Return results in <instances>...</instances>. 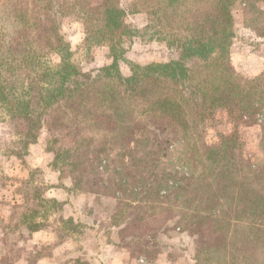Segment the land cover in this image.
Instances as JSON below:
<instances>
[{
	"label": "trees",
	"instance_id": "trees-1",
	"mask_svg": "<svg viewBox=\"0 0 264 264\" xmlns=\"http://www.w3.org/2000/svg\"><path fill=\"white\" fill-rule=\"evenodd\" d=\"M233 1L134 0L136 8L131 11L120 0H102L97 6L85 5L83 0H0V102L13 118L24 123L32 142H37L45 126L54 141L61 136L68 140L56 159L61 158L72 172L83 170L88 176L95 168L93 161L103 153L114 151L123 156L128 167L126 158L134 160V152L148 133L172 136L181 147L179 159L189 179L182 187L178 182L185 177H177L173 187L183 188V195H189L188 186L195 180L217 201L200 209L204 213H196L198 223L216 218L214 224L220 225H213L212 231L218 238L225 236L221 246L226 248L232 226L243 221L250 234L261 237L264 167L256 168L244 157L237 133L221 135L218 142L209 144L200 128L213 117L216 107L225 106L240 119L252 118L264 109V77L244 81L231 65L236 38ZM66 4L86 8L91 24L86 28V41L110 45L112 63L95 72L72 62L71 43L59 22ZM137 6L157 16L159 26L164 27L155 31L158 40L179 54L168 62L136 66L125 76L119 64L126 53L124 38L152 27L127 25L128 15L140 12ZM49 54L59 57V62L44 67L43 57ZM27 68L34 76L28 90L18 92L14 76ZM101 128L129 135V146L109 147ZM92 129H98L95 135L89 134ZM53 166L59 169L56 162ZM198 169L200 174H194ZM162 178L159 198L166 202L168 195L161 193V187L167 179ZM80 182L82 179H76L75 186ZM184 202L187 208L192 206L186 198ZM188 216L192 215L183 213ZM223 218L227 226L221 224ZM199 230L203 231V226Z\"/></svg>",
	"mask_w": 264,
	"mask_h": 264
},
{
	"label": "rangeland",
	"instance_id": "rangeland-1",
	"mask_svg": "<svg viewBox=\"0 0 264 264\" xmlns=\"http://www.w3.org/2000/svg\"><path fill=\"white\" fill-rule=\"evenodd\" d=\"M83 1L96 6L102 2ZM120 1L131 11L136 8L134 0ZM64 6L59 22L71 43L72 62L95 72L112 63L110 45L86 41V28L91 25L86 8ZM137 8L140 12L128 15L127 25L152 27L124 38L126 53L119 64L125 76L136 66L168 62L179 54L158 40L155 31L164 27L159 26L157 16L142 6ZM232 10L234 44L238 40L241 46L232 51L231 65L244 81L264 77V45L254 44L252 34L243 29L248 22L255 34H264V0H235ZM59 59L49 54L43 57V65L54 66ZM33 74L30 68L15 74L18 92L28 90ZM200 128L209 144L218 142L221 135L237 133L244 157L256 168L264 167V109L252 118L240 119L227 107H216L213 117ZM97 130L87 133L95 135ZM101 131L113 149H126L130 144L129 135ZM153 132L134 152V160L126 158L130 166L126 167L123 156L109 151L93 161L95 168L88 176L83 170L72 172L61 158L56 159L68 140L61 136L54 141L45 126L37 142H32L24 123L0 102V264H264V234L258 238L250 234L245 221L232 226L227 248L221 246L225 236L218 238L212 231L213 225H220L214 224L216 218L198 223L196 213H204L201 210L217 201L195 180L188 186L189 195L173 187L177 177H185L178 182L182 187L189 182L179 159L181 147L172 136ZM162 177L167 179L161 187V193L168 195L166 202L159 198ZM79 178L82 182L75 186ZM184 198L191 201L190 208ZM225 208L229 211L228 205ZM185 212L192 216L183 217ZM225 219L221 224H226Z\"/></svg>",
	"mask_w": 264,
	"mask_h": 264
},
{
	"label": "crops",
	"instance_id": "crops-1",
	"mask_svg": "<svg viewBox=\"0 0 264 264\" xmlns=\"http://www.w3.org/2000/svg\"><path fill=\"white\" fill-rule=\"evenodd\" d=\"M244 25V30L246 31V32H250L251 34H252V37H253V42H255L254 44H257V45H264V36H258L257 34H255V30L252 28V27H249V26H247V25H245V24H243ZM238 41V40H237ZM235 42V44L233 45V49H232V51H233V53L234 52H236L237 51V45L238 44H240L239 42ZM253 44V43H252ZM240 46H241V44H240ZM239 46V47H240Z\"/></svg>",
	"mask_w": 264,
	"mask_h": 264
}]
</instances>
